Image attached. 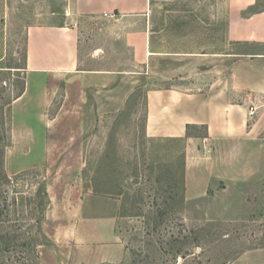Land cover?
<instances>
[{
  "label": "rangeland",
  "instance_id": "obj_1",
  "mask_svg": "<svg viewBox=\"0 0 264 264\" xmlns=\"http://www.w3.org/2000/svg\"><path fill=\"white\" fill-rule=\"evenodd\" d=\"M156 1L161 12L187 16L196 1L204 23L217 2ZM54 3L0 0V230L35 234L41 264H264V185L250 194L216 184L194 198L186 143L146 135V93L178 85L176 60L155 61L149 78L104 85L82 74L33 76L14 106L26 86L29 28ZM206 154L194 161H211Z\"/></svg>",
  "mask_w": 264,
  "mask_h": 264
},
{
  "label": "crops",
  "instance_id": "obj_2",
  "mask_svg": "<svg viewBox=\"0 0 264 264\" xmlns=\"http://www.w3.org/2000/svg\"><path fill=\"white\" fill-rule=\"evenodd\" d=\"M53 2L46 18L29 28L26 86L15 107L33 76L82 74L104 85L112 76L149 78L155 61L176 60L178 85L146 93L147 137L186 143L187 193L194 198L222 183L250 194L264 190V160L244 158L264 153V0H217L208 23L196 1L188 16L161 12L156 0ZM201 128L204 136L192 134ZM199 152H210L212 160L194 161ZM191 173L199 177L192 181Z\"/></svg>",
  "mask_w": 264,
  "mask_h": 264
},
{
  "label": "trees",
  "instance_id": "obj_3",
  "mask_svg": "<svg viewBox=\"0 0 264 264\" xmlns=\"http://www.w3.org/2000/svg\"><path fill=\"white\" fill-rule=\"evenodd\" d=\"M5 224L6 221L0 219V225ZM36 224L40 225L41 221L37 220ZM6 230V228L0 230V264H41L38 238L35 234L26 232L22 239V234L12 236Z\"/></svg>",
  "mask_w": 264,
  "mask_h": 264
},
{
  "label": "built area",
  "instance_id": "obj_4",
  "mask_svg": "<svg viewBox=\"0 0 264 264\" xmlns=\"http://www.w3.org/2000/svg\"><path fill=\"white\" fill-rule=\"evenodd\" d=\"M111 18L112 19H116L117 18V15H111Z\"/></svg>",
  "mask_w": 264,
  "mask_h": 264
}]
</instances>
